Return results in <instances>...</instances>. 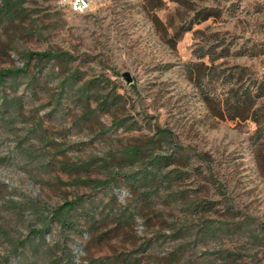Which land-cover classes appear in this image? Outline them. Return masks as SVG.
I'll list each match as a JSON object with an SVG mask.
<instances>
[{
	"label": "rangeland",
	"instance_id": "rangeland-1",
	"mask_svg": "<svg viewBox=\"0 0 264 264\" xmlns=\"http://www.w3.org/2000/svg\"><path fill=\"white\" fill-rule=\"evenodd\" d=\"M161 1L91 0L76 14L67 0H0V72L24 69L0 83V264H49L61 249V264L106 256L128 264H264L256 126L212 116L186 73L195 51L229 47L219 71L238 65L261 74L264 0ZM203 7L219 16L179 35ZM243 47L258 52L235 55ZM30 52L55 57L38 61ZM157 127L173 139L156 136ZM175 141L205 160L173 158L144 182L147 156L174 154ZM132 150L142 154L132 159ZM163 173L170 184L159 183ZM112 175L107 188L87 184ZM174 195L193 205L212 201L214 210L192 212ZM75 197L94 201L98 222L80 218L62 230L51 211ZM122 214L133 220L119 225ZM40 229L44 258L43 248L34 254L32 230Z\"/></svg>",
	"mask_w": 264,
	"mask_h": 264
},
{
	"label": "trees",
	"instance_id": "trees-1",
	"mask_svg": "<svg viewBox=\"0 0 264 264\" xmlns=\"http://www.w3.org/2000/svg\"><path fill=\"white\" fill-rule=\"evenodd\" d=\"M159 7L161 5V0H156ZM219 11L209 7H203L198 10L191 21V24L188 27L181 28L178 32L179 35L191 30L193 24H201L211 18L218 17ZM257 50L253 47H243L235 52V55L239 56H256ZM217 55L214 53L213 49L203 48L199 51H195L196 61H191L186 66V73L190 80L194 81V86L198 89V92L201 96L202 102L205 104L209 112L215 118L221 120H240L252 121L256 128L254 134L256 138L260 141L259 151L264 152V71L261 74L254 73L248 67L245 66H232L229 69L219 71L216 61L220 58L227 57L230 54V48L227 47L225 50L220 51ZM29 59L34 58L38 61L50 60L55 57L54 54L49 52H30L27 54ZM206 59V60H205ZM23 68L15 67L14 69L5 70L0 72V83H2L7 77H13L17 73L23 71ZM222 91V93H221ZM113 124H117L114 119ZM118 125V124H117ZM154 134L156 136H161L162 138H171L173 139V133L169 129H164L157 127ZM152 138H150L151 140ZM175 153L172 155H160L152 154L148 155L150 165H151V174L145 175L142 180L144 182H150L154 180L157 174H153V170L159 171L162 166H167L168 161L173 158H184L190 159L194 157L199 161H204V156L199 153H190L187 151L181 144L175 141ZM126 154L132 159L136 156L142 154L140 150L127 151ZM150 173V172H149ZM163 180L159 183L163 184L164 182L170 184L172 178L169 173H163ZM115 180V175L110 176L104 180H89L87 184L91 186L92 189H104L105 187ZM127 180V178H126ZM130 182V180H128ZM167 189H164L165 193ZM186 198V197H185ZM174 202L177 205H185L192 212L198 213L199 211H212L214 210V203L212 201L204 202L202 205H193V203L182 201L181 197L174 195ZM118 203L117 195L112 192L110 197V204ZM94 204V201L88 198L75 197L70 201H65L55 209L51 211L50 220L56 222V224L62 230H69L74 228L77 223L80 222V218L86 219L87 223L90 226L97 224L96 213L91 211V205ZM125 220L128 223L133 220V217L130 215L126 216L122 214L118 219V224ZM43 231L32 230L35 234L34 246H35V255L39 252L40 248H43L41 253V258L46 256L47 238L44 236ZM89 235L87 233L83 234L82 237L87 238ZM23 244V242H22ZM65 249H61L60 255L56 259H47L49 264H61L62 256H65ZM130 259L125 257L122 260L117 258H112L111 256L100 257L97 259H90L87 261V264H128ZM133 264V263H130Z\"/></svg>",
	"mask_w": 264,
	"mask_h": 264
},
{
	"label": "built area",
	"instance_id": "built-area-1",
	"mask_svg": "<svg viewBox=\"0 0 264 264\" xmlns=\"http://www.w3.org/2000/svg\"><path fill=\"white\" fill-rule=\"evenodd\" d=\"M69 9L76 14L87 12L91 6V0H67Z\"/></svg>",
	"mask_w": 264,
	"mask_h": 264
},
{
	"label": "water",
	"instance_id": "water-1",
	"mask_svg": "<svg viewBox=\"0 0 264 264\" xmlns=\"http://www.w3.org/2000/svg\"><path fill=\"white\" fill-rule=\"evenodd\" d=\"M124 76L126 77L127 82H131V79L128 77V74H124Z\"/></svg>",
	"mask_w": 264,
	"mask_h": 264
}]
</instances>
